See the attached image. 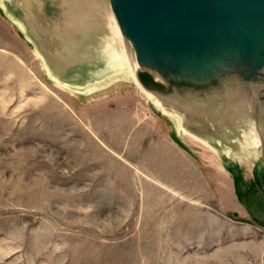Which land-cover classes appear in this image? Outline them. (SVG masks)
I'll list each match as a JSON object with an SVG mask.
<instances>
[{"label":"rangeland","instance_id":"rangeland-1","mask_svg":"<svg viewBox=\"0 0 264 264\" xmlns=\"http://www.w3.org/2000/svg\"><path fill=\"white\" fill-rule=\"evenodd\" d=\"M54 1L42 43L0 0V264H264L249 101L178 72L146 98L111 13Z\"/></svg>","mask_w":264,"mask_h":264},{"label":"water","instance_id":"water-1","mask_svg":"<svg viewBox=\"0 0 264 264\" xmlns=\"http://www.w3.org/2000/svg\"><path fill=\"white\" fill-rule=\"evenodd\" d=\"M10 1L23 15L18 23L24 32L35 34L42 43L48 19L56 16V9L59 13L61 7L68 9L67 5L57 8L54 0ZM86 1L93 7L101 4L111 13L124 48L133 55L135 81L145 92L172 96L174 92L167 86L172 72H178L179 79L185 76L205 86L206 82L224 80L225 87L232 86L228 93L233 100L249 101L247 114L253 115L249 129H254L257 137L264 135V116L263 123L257 125L251 107V88L256 82L261 84L259 98L264 104V0ZM69 22L59 19L57 24L62 28ZM42 56L49 66V60Z\"/></svg>","mask_w":264,"mask_h":264},{"label":"bare ground","instance_id":"bare-ground-1","mask_svg":"<svg viewBox=\"0 0 264 264\" xmlns=\"http://www.w3.org/2000/svg\"><path fill=\"white\" fill-rule=\"evenodd\" d=\"M14 23H16V25H18L19 26V28H20V30H21V27H20V24L18 23V21H15ZM21 32L23 33V30H21ZM135 81V80H134ZM107 82V81H106ZM135 83H136V86L138 87V89L142 92V94L143 95H145V97L146 98H148V99H152V96L150 95V94H148L147 92H145L140 86H139V84L135 81ZM156 105L157 106H160L159 105V103H156ZM167 118V117H166ZM184 132V134H188L189 135V133H187V132H185V131H183ZM190 136H191V134H190ZM193 137V136H192ZM193 138H195V137H193ZM196 139V138H195ZM194 139V140H195ZM196 140H198V139H196ZM254 140H258V138H257V136L255 135L254 136Z\"/></svg>","mask_w":264,"mask_h":264}]
</instances>
